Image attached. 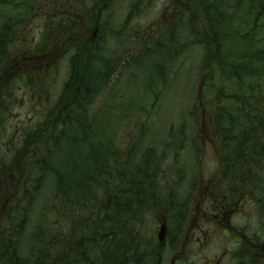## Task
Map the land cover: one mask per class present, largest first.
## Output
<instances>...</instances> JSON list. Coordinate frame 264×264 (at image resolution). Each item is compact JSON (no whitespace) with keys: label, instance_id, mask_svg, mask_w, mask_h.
<instances>
[{"label":"trees","instance_id":"trees-1","mask_svg":"<svg viewBox=\"0 0 264 264\" xmlns=\"http://www.w3.org/2000/svg\"><path fill=\"white\" fill-rule=\"evenodd\" d=\"M98 1L91 0L94 6ZM141 1L131 3L126 20L142 15ZM9 4L0 0V264H164L169 241L179 242L195 187L193 181L186 193L177 188L187 174L179 152L199 154L197 136L187 143L188 126L204 127L210 140L218 135L221 179L255 187L264 209V0H173L172 18L155 34H128L138 54H162L171 70L185 55L195 52L200 59L204 111L190 110L192 120L170 132L161 148H141L136 139L118 146L113 125L104 133L98 99L115 60L128 51L118 39L120 28L114 31L110 7L91 23L82 43L88 51L83 56L76 50L68 78L53 94L42 72L14 66L18 18L7 12ZM171 77L159 67L147 81L159 87ZM23 89H37L39 113L9 129L7 106L15 107ZM132 113L127 110L120 122ZM68 140L74 143L70 161L63 145ZM159 216L166 222L162 239ZM236 260L247 264L243 255Z\"/></svg>","mask_w":264,"mask_h":264},{"label":"rangeland","instance_id":"rangeland-1","mask_svg":"<svg viewBox=\"0 0 264 264\" xmlns=\"http://www.w3.org/2000/svg\"><path fill=\"white\" fill-rule=\"evenodd\" d=\"M10 5L14 4L18 0H9ZM57 0H40L41 5L53 4ZM107 0L100 1L95 5L94 13L101 12L104 2ZM90 2V3H89ZM116 2V0H115ZM110 2L111 9L115 14V20L113 21L114 31L120 28V38L124 46L134 45L135 39H131L128 34H138L139 29L149 31L151 34H155L156 30H160L163 26V23L166 19H171L170 15L172 11V1L168 5L169 0H142L139 5L140 12L142 15H137L134 21L131 19H125L126 12L130 8L131 3L134 0H119L118 3ZM87 6H91V0H87ZM95 4V3H93ZM114 4V6H112ZM99 5V6H98ZM32 7L31 10H33ZM31 10L28 12L30 13ZM11 11L12 13H17L12 7L7 6V12ZM40 11V12H39ZM57 12V11H56ZM51 16L43 20L44 12H42V7L35 6L33 16L29 18H23V25L20 26V33L17 35V41L15 45L14 62L16 67L21 68L23 65L21 62H26L30 64L32 61H36V64L40 63V58H26L30 53L35 52L37 55L41 52H45L36 46H29V42L32 41L33 44H37L43 48H48V44H55V42L64 35L69 34L68 31H64V27L69 24L63 20H58L57 15L49 12ZM76 19V18H75ZM125 19V20H124ZM124 20L125 24L121 27L122 21ZM50 21V22H49ZM108 21V20H107ZM49 22V27L47 28L46 23ZM84 23L77 22L75 31L81 33ZM91 25V23L89 24ZM112 25V24H111ZM54 27V28H52ZM71 27V24L69 25ZM48 30V34H57L55 38H46L45 31ZM73 34H78L77 32ZM114 36L111 35L107 37L109 39L108 45L111 44ZM116 39L114 42L116 43ZM53 47V46H52ZM164 49L153 50L155 52L163 53ZM134 52V48L131 46L128 53L126 54L124 50L120 55L121 59H116L115 61H121L120 64L121 72L118 77L113 76V78L108 82L106 89L103 90L100 98L98 99L97 112L98 116L101 117L104 133L110 134V127L118 132V136L115 141L118 146H125L126 141L128 144H133L136 140L139 141L141 148H146L147 146L152 147H161L162 144L168 141L171 136L168 134L176 129L181 123L192 120L190 115V110L194 111L195 114H200L204 111L205 104L201 97V87L204 84L205 80L202 78L203 72H199L198 67L200 64V59L197 57V54L194 52L192 58H189L188 55H185L182 59H179L174 66L173 70L169 66V58L163 59L162 54L160 55H151L148 57L146 53H140L135 56L133 63L130 66L132 61L131 54ZM23 54V60L20 61V56ZM135 55V54H134ZM52 56L45 59L44 66L38 69V72L46 70V77L49 80V86L53 89V94H57L60 90V85H63L65 80L68 78V67L66 70L63 68L56 69L55 77L53 73L48 71L51 65ZM162 61L164 62L162 64ZM152 67V68H151ZM161 67L163 73L172 75L171 79L165 82L163 86L153 87L149 85L148 81L151 77L155 76L158 68ZM61 70V72H60ZM146 80V81H145ZM148 80V81H147ZM60 85H57V84ZM20 86H16L19 88ZM18 90V89H17ZM31 92V94H29ZM51 93V92H50ZM49 93V94H50ZM37 89L29 90L23 89L17 91L15 100V107L12 109L8 107V112L6 113L9 117L7 119V125L9 129L23 127L26 124L32 122L35 119L37 112V99H36ZM127 110H131L132 113L131 119H124L120 122V119L123 117ZM189 123V122H188ZM11 126V128H10ZM110 126V127H109ZM126 128V129H124ZM189 139L187 143L190 144L192 136H197L199 144V154L198 158L194 157V152L191 149L186 150L185 152L180 151L181 163H186V180H184L177 188L186 193L189 191L193 181H199L195 184V192L192 197L195 196L194 202L191 204L192 212L193 208L198 202H200L201 208L199 214L195 212V215H191L188 221L189 233L188 236H191V243L196 242V237H203L197 235L199 230L198 226L201 222L202 213L204 210V202H206L205 197V186L210 178L214 176L217 172L218 165V150L215 140H208V134L206 135V130L197 127L196 130H191L188 126L186 129ZM208 139V140H207ZM9 139L7 138V141ZM6 143H4V147ZM120 144V145H119ZM67 149L68 160H71V156L74 150V143L70 140L67 143H63ZM158 148V149H159ZM195 158V159H194ZM195 160V162H194ZM174 176V175H173ZM196 178V179H195ZM175 179V178H173ZM10 180H8L9 182ZM42 194V192H41ZM44 197V196H43ZM191 197V196H190ZM42 201V200H41ZM41 201L40 205L41 207ZM252 207L248 211H251ZM250 223H254L253 220ZM210 231L213 241L207 248L202 251L201 247L197 245H187L188 253H193V260L196 261V264H219L218 260L220 257H223L225 253H228L235 244L234 242H227V234L220 229V235H216L215 231H211V228H205V231ZM224 233L226 235H224ZM189 244V243H188ZM170 254V253H169ZM174 254L169 255L165 264L169 263V260ZM182 256V254H178ZM215 259L216 261L212 262L210 260ZM192 261V260H191ZM224 264H230L228 257L224 259Z\"/></svg>","mask_w":264,"mask_h":264},{"label":"flooded vegetation","instance_id":"flooded-vegetation-1","mask_svg":"<svg viewBox=\"0 0 264 264\" xmlns=\"http://www.w3.org/2000/svg\"><path fill=\"white\" fill-rule=\"evenodd\" d=\"M31 1V5L34 9L35 6L38 8L39 6L42 7V12H44V15H42L43 20L51 16L49 12L52 14L54 13V15H57L58 12L59 15L57 21L63 20L66 23L69 22V24L63 28L65 33L70 24L71 27L69 34L61 36L54 45L52 43L48 44V48L38 46L40 49L45 50V52H41L38 55L30 53L26 58H40V63L36 64V61H32L31 63L33 64H30V62H23L22 65L24 66L19 69H24L25 71L30 70L38 73V69H41L44 66L45 59L50 56H52V59L48 71L55 73L56 69L66 68V66H68L69 70L72 59H75L76 55H78L76 54V50L80 47L83 56L88 51L85 49L84 45L82 46V43L87 38H90L91 25L89 24L94 22L101 15L102 10H104L105 7H110L107 8V10L111 17H115V14L112 11L113 7L111 9L110 4L111 1L115 2V0H107L104 2V4L100 6L102 8L101 12L97 13V15L94 13V4L92 3L91 6H87L86 4L90 3H87V0H57L50 5L47 3L46 8H44L43 4L41 5L40 0ZM100 1L102 2L104 0H99L98 3ZM118 2L119 0H116L115 3ZM17 3H20V11L23 13L20 16H17L18 20L17 24H15L17 31H14V34L20 33V26L23 25V18H29V16L34 15V9L28 13V9L22 7L26 5L27 0H19L14 4ZM92 6L94 7V10L92 9ZM112 6H114V4H112ZM110 16L109 14H106L104 16L105 18L103 17V20H109L108 18ZM49 22L46 23L47 28L49 27ZM77 22L84 23L81 33L75 31ZM75 32L78 34H73ZM42 34H48V30H46L45 33L42 32ZM104 34H109L106 29ZM52 35L54 39L57 34ZM55 65L57 67H53ZM35 67H38V69ZM41 72L44 77H46V70L44 69ZM40 96L41 95H39V97ZM219 170L220 167L217 165V174H215L205 186L206 202H204L201 222L197 225L199 228L197 235L201 236L203 234V237H196V242L191 243V236L187 235L189 233V229L187 230L188 221L191 215H195V212L199 214L201 208L200 201L193 208V211L195 212H192V209H190L187 215L180 242L174 245L172 244V240L169 241L170 247L166 258L168 259V256L172 253L174 255L169 260L168 264H196V261L193 260V253H188L186 249L187 245L191 244L193 246L195 244L198 247H201L202 251H204L207 246L211 244L213 241L212 235L209 230L205 231V228H211V231H215L216 235H220V229H222L229 238L226 241L234 242L235 244V246L230 249L228 253H225L223 257L217 255L220 258L218 260L219 264L225 263L224 259L226 256L228 257L230 264H237L236 259L238 255H243L247 260V264H264V209L258 205L261 201H256L257 198L254 195L255 187L251 186L249 183L246 186L241 185L235 180L225 183V181L221 179V175L218 174ZM251 207V211H248V208L250 209ZM160 219L161 221H164L163 217H160ZM251 220H253L254 223L251 224ZM178 254H182V256H179ZM210 261L214 262L216 260L212 259Z\"/></svg>","mask_w":264,"mask_h":264}]
</instances>
